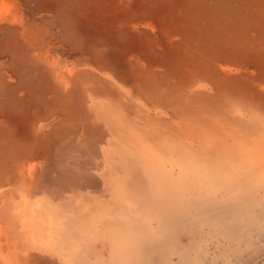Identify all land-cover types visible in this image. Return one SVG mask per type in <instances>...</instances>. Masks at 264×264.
Listing matches in <instances>:
<instances>
[{
  "label": "bare ground",
  "instance_id": "bare-ground-1",
  "mask_svg": "<svg viewBox=\"0 0 264 264\" xmlns=\"http://www.w3.org/2000/svg\"><path fill=\"white\" fill-rule=\"evenodd\" d=\"M46 1L34 22L50 16L59 48L53 29L24 38L0 0V264H261L264 0H153L142 29L159 34L144 43L157 56L143 77L109 57L120 39L125 62L137 57L119 22L138 28L143 0ZM81 74L92 76L83 93ZM71 92L91 105L76 113ZM79 117L102 146L91 176L40 188L53 152L85 147Z\"/></svg>",
  "mask_w": 264,
  "mask_h": 264
},
{
  "label": "rangeland",
  "instance_id": "rangeland-1",
  "mask_svg": "<svg viewBox=\"0 0 264 264\" xmlns=\"http://www.w3.org/2000/svg\"><path fill=\"white\" fill-rule=\"evenodd\" d=\"M71 1L74 2V4H76L77 7H79L78 6V2H81V4L84 2V0H71ZM152 2H153V0H143V4L140 7L139 11L136 13V15L130 17V19H133L134 23H136L138 25V28H136L134 31L130 28L129 22H128V18L125 15H123L124 18L120 20L119 26L121 27V29L123 31H125V28H127L125 36L128 37V35L130 34L132 37H135V42H136V44L138 46V51H137V54H136L137 57L129 56V61H128L129 63H126L125 60H124V57L121 56L122 53L119 54V47L120 46L122 47V44L124 43V41H122V39H120V41L118 43L114 42L112 44V46L117 45V47L113 48L112 46H110V48H109V51H110L109 57H111V54L114 55L113 58H115V59L120 57V62L115 64V65H111V68L113 69V71L117 72L119 70H126V71H128L130 73L139 74L140 77H143L144 72H143V70L141 68H140L141 70H138L139 66L142 63H143L142 65H148L149 66L156 59L157 55H154L152 52H149V50L146 49L144 43H146L147 41H155L156 37H158L159 34L151 35L150 33L146 32V31H144L142 29V27L144 26L142 23L143 22H150V20H151L150 19V17H151L150 13H151V10L154 8V6H152ZM11 4L13 5V11H14L15 15H17V18H16V20L18 21L17 27L23 33L24 38L36 37L37 38L36 44H39L40 41L48 40L49 35H50V31L53 29L54 32L57 33V38L54 41L55 47L59 48V46H60L59 42H60V38H61V29L60 28H56L52 24L50 16L48 18L43 19L42 23L39 22V23L36 24L34 22V18L40 16L39 11H42V10L48 11L49 10V8L47 6L48 3H47L46 0H17V1L16 0H11ZM121 6H122L123 9L128 11V14L130 13L131 8H130L129 5H127L126 3L122 2ZM139 23H140L141 26L139 25ZM39 24H41V25H39ZM88 27L90 28V27H93V26L89 25ZM156 33H158V32L156 31ZM1 35H3V34L0 33V38L3 39V37H1ZM2 39L0 41V47L3 46V44H1L2 43ZM96 50H95V52H96ZM95 52H94V57L96 56ZM99 52H100V49H99ZM95 58H98V57H95ZM133 60H136V61L139 62L138 67L133 66V64H132ZM130 61H132V62H130ZM130 64H132V65H130ZM36 69H37V66L35 64H30L29 65V72L33 73ZM154 69L157 70V71H164L166 69V67L162 65V66L154 67ZM105 73H107V72L105 71ZM94 75H95L96 79H102V78L105 77V74L103 75V73H101V72H96V73H94ZM90 78H92L91 75H82L81 74V75L77 76V85H78L79 88L83 89L81 93L87 91L88 86L90 84ZM83 85H84V87H83ZM76 95L77 94L75 92H71L70 99H72V101H73L72 104L74 106H77V107L74 108V110L77 113V110H81L82 108L90 106L91 102H88L87 104H83L82 103V105H81L80 104L81 102H80L79 99L76 98ZM45 97H46V99H51V94H48V95L46 94ZM95 99H97V98H95ZM104 99H106V98H104ZM72 109H73V107H72ZM78 120L80 121L78 123V133H79L80 136L78 135L77 137L79 139L80 137H82L81 135L84 134V132H85V137L81 138V140H83V141H81V143L84 144L85 147L82 148L80 146V142L76 138L74 141L71 142V143H73V145L72 144H68L67 148H60L61 147L60 146L59 149L57 151H55L56 154L53 152V155H55V156L53 157L52 154H51V156L49 157L48 162L46 163L47 165H44V169L39 172L38 177L40 176V188L47 186L46 188L51 187V188H54L55 190L58 187H60L61 189H65L66 188L67 190H70L71 186H72V187H75V188L78 189L79 186L82 184V181H81V177H78L76 175L78 173H81L84 176H91L90 172H92L94 170L95 165L93 166V164L90 161H91V159L94 156L101 155L102 146H101V144H99L97 136L95 135V133H93L91 130H89L88 127H86V125H88L87 124L88 121L86 119L84 120L83 117H81V118L79 117ZM38 125H40V122L38 123ZM0 127H1V129H4L2 124H0ZM82 127H83V129H82ZM45 141L46 140L44 139L43 140V144H45ZM88 141L90 143H88ZM7 142H9V141H7V140L0 141V152L1 151L3 152V149H6L5 147H8L7 144H6ZM18 143L22 144L20 142H18ZM93 143H95V144H93ZM69 145H72V146H69ZM15 150H16V147H13L12 150H11L12 153ZM65 152H68L70 155H68L67 157H64L63 154H65ZM97 152H98V154H97ZM58 158H59V160H57ZM72 159H73V161H71ZM69 160L71 161V163H70V165L67 166V163H68L67 161H69ZM99 160H101V157H99ZM83 163L85 165H83ZM48 164H49V166H48ZM0 165H1V170H3L5 166L2 165V164H0ZM86 165H88V166H86ZM64 167L69 168V169L62 170V168H64ZM77 169H79V170H77ZM68 171H71L72 174H69ZM73 171L75 172L76 175H74ZM53 175L56 178L58 186H55L56 185V181H54V178H49V176H53ZM17 201L19 203H25L26 198H25L24 195L23 196L21 195V196H18ZM45 256L47 257V255H45ZM42 264H51V263H50V261H47V262L42 263ZM261 264H264V261Z\"/></svg>",
  "mask_w": 264,
  "mask_h": 264
}]
</instances>
